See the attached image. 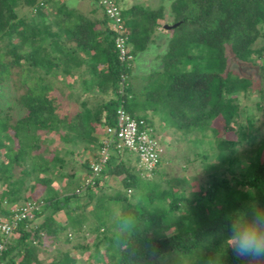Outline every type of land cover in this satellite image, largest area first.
Here are the masks:
<instances>
[{
  "label": "trees",
  "instance_id": "16d2710c",
  "mask_svg": "<svg viewBox=\"0 0 264 264\" xmlns=\"http://www.w3.org/2000/svg\"><path fill=\"white\" fill-rule=\"evenodd\" d=\"M94 1L85 13L57 0H0V89L18 71L17 90L24 92L15 102L25 110L16 117L12 106L0 104V183L8 184L0 192V222L10 223L15 210L33 201L39 185L46 189L31 217L18 221L8 238L0 231V264H82L70 250H60V258L49 262L40 255L44 237L70 239L79 232L95 234L93 245L102 243L103 250L93 252L102 264H245L227 248V224L250 202L264 206V135L254 113L238 120L239 99H248L256 83L235 74L229 56L252 65L264 58V0H167L169 25L177 24L169 30L164 4L123 8L114 0L128 29L132 58L125 61L105 5ZM159 29L168 33L162 67L136 90L135 57L149 49ZM75 72L74 83L83 90L70 91L65 100L59 84ZM70 99L78 107L69 105ZM144 104L166 106L176 130L188 136L223 118L227 127L238 123L234 131L240 138L216 137L213 154L200 155L205 178L198 190L148 178L162 175V162L147 172L138 158L132 164L124 148L113 149L96 183L84 186L103 140L112 138L106 128L115 124L119 107L144 119L153 134L152 118L140 111ZM54 137L63 153L52 145ZM78 149L89 154L85 170L65 173L69 187L61 195L54 182L75 167L68 157ZM106 187L114 191L104 192ZM114 205L137 217L134 233L117 239Z\"/></svg>",
  "mask_w": 264,
  "mask_h": 264
},
{
  "label": "rangeland",
  "instance_id": "374dc122",
  "mask_svg": "<svg viewBox=\"0 0 264 264\" xmlns=\"http://www.w3.org/2000/svg\"><path fill=\"white\" fill-rule=\"evenodd\" d=\"M59 3L64 0H57ZM122 7H128L132 4H144L148 8H156L161 4H164L167 8L166 18L163 20L164 25H169L173 20L171 14L170 3L167 0H119ZM71 7H76L83 12L88 11L89 8L95 5L94 0H70L68 1ZM20 4V3H18ZM69 5V4H68ZM16 8L20 15L26 16L19 5ZM91 13V12H90ZM158 44H154L148 51L140 52L135 57V64L133 70V84L137 89H143L144 83L147 85L149 83L147 74L157 71L162 67L161 54H163L167 49V40H159ZM229 68L235 73L243 76H250L255 78L256 86L251 90L250 97H240V111L242 116L238 118L239 122L245 121L246 114L250 112L255 115V124L259 132L264 135V58L258 60L257 65L247 64L240 62L233 55L229 56ZM146 78V79H145ZM20 76L18 71L12 76V80L6 82L4 87L0 89V104L3 108L8 106L13 107V112L15 116H21L25 110L21 106L17 105L15 102L16 96L24 92V89L17 90L19 84ZM62 90L61 97L68 100V88L65 87ZM142 103V100L140 101ZM69 105L72 107H78V103H75L74 99L68 101ZM256 103L260 104V107ZM145 105V104H144ZM142 115H146L153 120V136L160 143L162 150V164L159 169L163 171L162 175H149L153 180L159 181L164 186H168V180L174 187H180L181 189L189 192L190 190H198L199 182L205 178L203 174V161L200 155L213 154V147L216 146V137L220 140L227 138H237L240 136L234 131L238 127V123H234L227 127L223 118H218L213 125L207 130L199 129L196 133L191 135H186L181 131L176 130L173 125V120L170 117L169 109L164 105L149 104L148 107L140 109ZM237 120V122H238ZM52 145L64 152L63 144L59 141L57 137H54ZM246 144L241 146V149L245 147ZM78 153L75 156H69L68 159L75 162L74 168H68L62 173L77 174L78 172H83L85 169L82 166L89 154L85 153L84 150L78 149ZM49 155V153H47ZM131 158L132 164L137 161V156L133 153L126 154ZM58 176L54 182V186L57 192L63 195L66 192V188L69 187L68 177ZM79 180H74L73 186ZM8 187V184L0 183V192ZM114 191L113 187H106L104 192L112 193ZM68 192V190H67ZM130 194V193H129ZM46 196V189L44 185H39L32 200H42ZM42 203V202H39ZM7 208L6 202L2 204V207ZM92 207V206H91ZM89 207V209H91ZM113 208V207H112ZM114 213H117L116 206L112 209ZM79 214V211L77 212ZM2 215H0L1 217ZM84 236L83 232H79L77 235L73 234L72 238H66L63 234L62 238L54 239V237L46 236L43 238V243L40 245V255L43 261L49 262L51 260H56L60 258V250L72 251V254L79 258L82 264H102L97 255L93 254L94 251L98 253L103 250V245L99 242L98 245H93L95 234L87 233ZM68 235H71L70 233ZM70 237V236H69ZM78 243L89 245L88 248H75L74 246Z\"/></svg>",
  "mask_w": 264,
  "mask_h": 264
},
{
  "label": "built area",
  "instance_id": "2783aa9c",
  "mask_svg": "<svg viewBox=\"0 0 264 264\" xmlns=\"http://www.w3.org/2000/svg\"><path fill=\"white\" fill-rule=\"evenodd\" d=\"M105 5L106 14L111 21V27L117 32L116 46L119 50V58L122 61L131 59L132 56L127 53L126 41L128 39V29L124 26L121 8L114 0H102ZM115 124L108 126L106 131L112 138L104 139L103 145L100 146L97 161L91 165V171L84 179V186L94 185L96 179L101 175L104 166L111 158L112 150L124 148L133 153L138 158L139 167L147 172H151L156 168L162 159V147L154 138L152 128L146 126L144 119L134 117L129 112L119 107L115 118ZM42 203L36 200L27 202L20 209L15 210L10 223L0 222V231L8 238L18 221L27 219L32 216ZM4 248L3 244L0 246Z\"/></svg>",
  "mask_w": 264,
  "mask_h": 264
},
{
  "label": "clouds",
  "instance_id": "9594fccd",
  "mask_svg": "<svg viewBox=\"0 0 264 264\" xmlns=\"http://www.w3.org/2000/svg\"><path fill=\"white\" fill-rule=\"evenodd\" d=\"M261 217H264V206L250 202L245 208L236 210L228 221L227 248L245 264H264V222ZM115 225L119 239L134 233L138 220L134 214L120 211L116 214Z\"/></svg>",
  "mask_w": 264,
  "mask_h": 264
},
{
  "label": "crops",
  "instance_id": "0c3cea01",
  "mask_svg": "<svg viewBox=\"0 0 264 264\" xmlns=\"http://www.w3.org/2000/svg\"><path fill=\"white\" fill-rule=\"evenodd\" d=\"M68 1H70V0H64V1H62V2H65V3H67V4H69V5H71ZM124 8H126V6L124 7ZM92 9H93V6L91 7V8H89L88 9V11H92ZM90 12H88V13H90ZM86 13V12H85ZM168 38V33L167 32H165V31H163L162 29H159L157 32H156V37H155V42L154 43H152L151 45H150V47H149V49L151 48V46L152 45H154L155 43L156 44H158L159 42V40H164V41H166V40H168L167 39ZM149 49H147L146 51H148ZM133 64H135V60H134V63ZM73 75H74V77L77 75V73L75 72V73H73L72 75H69V77H68V80H67V82H62V83H60L59 85L61 86V89H64L65 90V87H67L68 88V92H73V91H82L83 90V86H82V84L80 83V82H75L74 83V77H73ZM76 78V77H75Z\"/></svg>",
  "mask_w": 264,
  "mask_h": 264
},
{
  "label": "water",
  "instance_id": "95a60500",
  "mask_svg": "<svg viewBox=\"0 0 264 264\" xmlns=\"http://www.w3.org/2000/svg\"><path fill=\"white\" fill-rule=\"evenodd\" d=\"M176 25H177V24H174V25H165L164 28H166V29L169 30V29H171L172 27H174V26H176Z\"/></svg>",
  "mask_w": 264,
  "mask_h": 264
}]
</instances>
